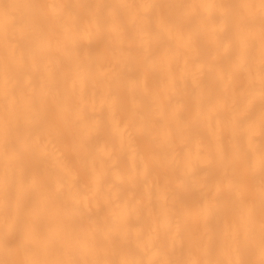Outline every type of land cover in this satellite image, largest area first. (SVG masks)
Instances as JSON below:
<instances>
[{
    "label": "bare ground",
    "instance_id": "6f19581e",
    "mask_svg": "<svg viewBox=\"0 0 264 264\" xmlns=\"http://www.w3.org/2000/svg\"><path fill=\"white\" fill-rule=\"evenodd\" d=\"M0 264H264V0H0Z\"/></svg>",
    "mask_w": 264,
    "mask_h": 264
}]
</instances>
